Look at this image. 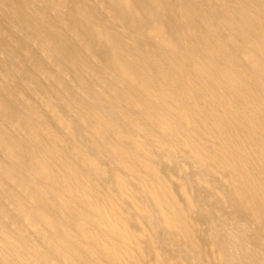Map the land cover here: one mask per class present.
Instances as JSON below:
<instances>
[{
	"label": "bare ground",
	"instance_id": "6f19581e",
	"mask_svg": "<svg viewBox=\"0 0 264 264\" xmlns=\"http://www.w3.org/2000/svg\"><path fill=\"white\" fill-rule=\"evenodd\" d=\"M0 264H264V0H0Z\"/></svg>",
	"mask_w": 264,
	"mask_h": 264
}]
</instances>
